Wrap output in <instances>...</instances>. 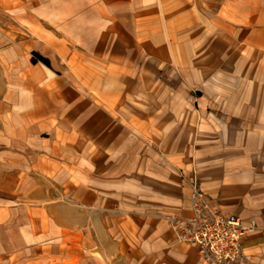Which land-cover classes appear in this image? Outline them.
Segmentation results:
<instances>
[{
	"label": "crops",
	"instance_id": "0c3cea01",
	"mask_svg": "<svg viewBox=\"0 0 264 264\" xmlns=\"http://www.w3.org/2000/svg\"><path fill=\"white\" fill-rule=\"evenodd\" d=\"M102 3L128 35L130 53L106 57L117 90L79 89L64 116L0 93V256L75 233L85 253L68 264H205L170 222L191 215L195 177L257 225L237 264H264V0L236 1L229 23L196 0Z\"/></svg>",
	"mask_w": 264,
	"mask_h": 264
},
{
	"label": "rangeland",
	"instance_id": "374dc122",
	"mask_svg": "<svg viewBox=\"0 0 264 264\" xmlns=\"http://www.w3.org/2000/svg\"><path fill=\"white\" fill-rule=\"evenodd\" d=\"M236 1L241 0H196V4L216 22L229 23L234 19L230 6ZM102 2L0 0V93L14 86L13 96L20 103L34 101L64 116V108L79 101V89L88 98L107 86L111 92L117 90L120 84L117 77L108 74L113 64L106 57L130 53L123 42L128 35L123 29L108 30L102 24L107 21ZM109 20L117 21L112 15ZM120 21L132 23L129 16ZM35 52L48 58L50 66L41 61L33 63ZM90 108L84 109L86 124L93 115ZM74 113V108H69L66 116ZM66 189L72 191L70 185ZM76 236L71 233L65 245H43L35 253L1 255L0 264L72 263L85 253L77 246Z\"/></svg>",
	"mask_w": 264,
	"mask_h": 264
},
{
	"label": "built area",
	"instance_id": "2783aa9c",
	"mask_svg": "<svg viewBox=\"0 0 264 264\" xmlns=\"http://www.w3.org/2000/svg\"><path fill=\"white\" fill-rule=\"evenodd\" d=\"M191 215L170 219L171 228L180 242L195 245L205 264H237L246 257L244 237L257 229L255 221L246 223L240 216L226 215L206 198L198 180H190Z\"/></svg>",
	"mask_w": 264,
	"mask_h": 264
},
{
	"label": "trees",
	"instance_id": "16d2710c",
	"mask_svg": "<svg viewBox=\"0 0 264 264\" xmlns=\"http://www.w3.org/2000/svg\"><path fill=\"white\" fill-rule=\"evenodd\" d=\"M35 56H37V58L36 57L32 58L33 63H37L38 61H41L44 64H46L47 66H50V60L48 58L43 57L42 55H40L39 53H36V52H35Z\"/></svg>",
	"mask_w": 264,
	"mask_h": 264
}]
</instances>
